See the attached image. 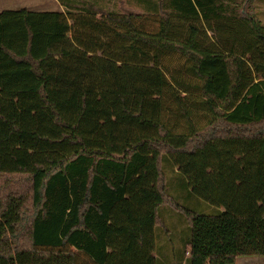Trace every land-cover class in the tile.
I'll use <instances>...</instances> for the list:
<instances>
[{"label": "trees", "instance_id": "trees-1", "mask_svg": "<svg viewBox=\"0 0 264 264\" xmlns=\"http://www.w3.org/2000/svg\"><path fill=\"white\" fill-rule=\"evenodd\" d=\"M57 1L0 11V264L264 257V0ZM76 49L157 68L160 91L49 89Z\"/></svg>", "mask_w": 264, "mask_h": 264}, {"label": "rangeland", "instance_id": "rangeland-1", "mask_svg": "<svg viewBox=\"0 0 264 264\" xmlns=\"http://www.w3.org/2000/svg\"><path fill=\"white\" fill-rule=\"evenodd\" d=\"M27 7L33 10H57L56 0H0V11L4 9H18ZM258 17L264 24V12H258ZM43 69L50 75L49 89L51 90H83L97 92H132L154 93L160 91L159 69L148 68L139 65H122L99 55H92L81 49H76L70 57H58L43 64ZM169 183L173 182V174ZM177 191V188H173ZM184 203L186 197L180 199ZM188 205L197 208L190 200ZM213 206L203 203L198 209L204 212H212ZM163 210V211H162ZM160 214L165 221L164 226L157 228L163 231L161 235L156 233V241L160 250H166V244H170L171 252L175 256L183 252L184 245L181 230L185 227L184 215L172 210L168 206L161 207ZM159 249V248H158ZM172 260L175 259L172 257ZM236 264H264V257L243 256L236 260Z\"/></svg>", "mask_w": 264, "mask_h": 264}, {"label": "crops", "instance_id": "crops-1", "mask_svg": "<svg viewBox=\"0 0 264 264\" xmlns=\"http://www.w3.org/2000/svg\"><path fill=\"white\" fill-rule=\"evenodd\" d=\"M57 1V0H56ZM58 2V1H57ZM60 5H59V3H58V7H59ZM59 8H61V6L59 7Z\"/></svg>", "mask_w": 264, "mask_h": 264}]
</instances>
